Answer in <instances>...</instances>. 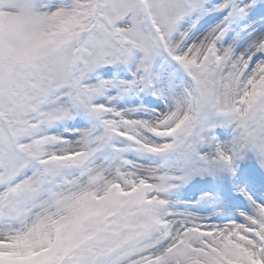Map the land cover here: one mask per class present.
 Returning <instances> with one entry per match:
<instances>
[{
  "label": "snow or ice",
  "instance_id": "snow-or-ice-1",
  "mask_svg": "<svg viewBox=\"0 0 264 264\" xmlns=\"http://www.w3.org/2000/svg\"><path fill=\"white\" fill-rule=\"evenodd\" d=\"M249 154L264 0H0V264H264Z\"/></svg>",
  "mask_w": 264,
  "mask_h": 264
},
{
  "label": "rangeland",
  "instance_id": "rangeland-1",
  "mask_svg": "<svg viewBox=\"0 0 264 264\" xmlns=\"http://www.w3.org/2000/svg\"><path fill=\"white\" fill-rule=\"evenodd\" d=\"M101 72L105 76H110L113 70L103 69L101 70ZM217 133L221 141L229 139V133L226 132L225 130H218ZM250 182L251 184L250 186H248L247 192L249 194H252L259 184L264 183V169H260L255 159L251 157V155L249 154V156L245 157L243 161L239 162L238 172L236 173L235 177L230 181H228L226 184L225 190L223 192V196L225 198L226 203L232 206H237V205L242 206L244 204V200L242 197L239 196L238 189H240V187L246 186ZM208 187H211L210 181H200V180L195 181L194 185L192 187H189L184 192L185 201H187V198L189 196H192L195 193L198 197L199 192L197 191V188H208ZM195 198L191 200H194ZM219 211L220 209L215 210L216 213H218ZM200 215L204 217H210L211 222L214 223L221 222L217 218V215L214 213L211 206H208L207 208L203 209Z\"/></svg>",
  "mask_w": 264,
  "mask_h": 264
}]
</instances>
